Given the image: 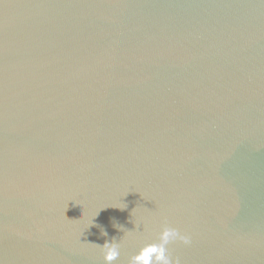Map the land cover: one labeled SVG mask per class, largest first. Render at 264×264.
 Returning <instances> with one entry per match:
<instances>
[{
    "label": "water",
    "instance_id": "water-1",
    "mask_svg": "<svg viewBox=\"0 0 264 264\" xmlns=\"http://www.w3.org/2000/svg\"><path fill=\"white\" fill-rule=\"evenodd\" d=\"M165 225L180 264H264V0H0V264Z\"/></svg>",
    "mask_w": 264,
    "mask_h": 264
},
{
    "label": "clouds",
    "instance_id": "clouds-1",
    "mask_svg": "<svg viewBox=\"0 0 264 264\" xmlns=\"http://www.w3.org/2000/svg\"><path fill=\"white\" fill-rule=\"evenodd\" d=\"M92 224L93 220L90 225ZM116 227L121 231L125 230L122 225H116ZM102 234L107 236L106 231ZM177 238L182 240L184 243H188L190 241V237L182 235L178 229L166 225L163 226L159 233L158 240L144 244L138 252L130 257L129 264H180L178 259L173 261L167 248V245ZM96 245L100 248L106 264H112V262L115 261L120 254V244L115 238L111 241L106 240L102 246L99 244Z\"/></svg>",
    "mask_w": 264,
    "mask_h": 264
}]
</instances>
